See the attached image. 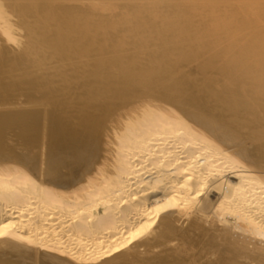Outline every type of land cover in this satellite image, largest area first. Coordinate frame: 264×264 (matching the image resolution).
I'll list each match as a JSON object with an SVG mask.
<instances>
[{
  "label": "bare ground",
  "instance_id": "6f19581e",
  "mask_svg": "<svg viewBox=\"0 0 264 264\" xmlns=\"http://www.w3.org/2000/svg\"><path fill=\"white\" fill-rule=\"evenodd\" d=\"M0 264H264V0H0Z\"/></svg>",
  "mask_w": 264,
  "mask_h": 264
}]
</instances>
